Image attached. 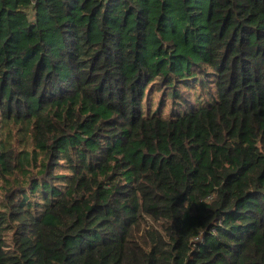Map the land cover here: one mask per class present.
<instances>
[{
    "label": "trees",
    "instance_id": "trees-1",
    "mask_svg": "<svg viewBox=\"0 0 264 264\" xmlns=\"http://www.w3.org/2000/svg\"><path fill=\"white\" fill-rule=\"evenodd\" d=\"M0 264H264V0H0Z\"/></svg>",
    "mask_w": 264,
    "mask_h": 264
}]
</instances>
